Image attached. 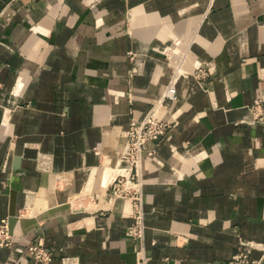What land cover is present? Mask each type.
Wrapping results in <instances>:
<instances>
[{"label": "crops", "instance_id": "0c3cea01", "mask_svg": "<svg viewBox=\"0 0 264 264\" xmlns=\"http://www.w3.org/2000/svg\"><path fill=\"white\" fill-rule=\"evenodd\" d=\"M257 99L264 0H0V264H36L38 239L50 264H236L241 240L264 264ZM153 107L175 124L143 155L138 239L104 172Z\"/></svg>", "mask_w": 264, "mask_h": 264}, {"label": "built area", "instance_id": "2783aa9c", "mask_svg": "<svg viewBox=\"0 0 264 264\" xmlns=\"http://www.w3.org/2000/svg\"><path fill=\"white\" fill-rule=\"evenodd\" d=\"M194 75L202 79L209 74L203 66L194 70ZM178 97L177 88L172 81L166 90L159 97L158 102L166 98L176 99ZM158 107L151 108L142 119H131L127 128L123 149L114 165L113 176L108 185L114 196L126 197L130 201L132 223L128 227V232L141 239L144 236V199L142 190V161L144 152L154 154L157 150V143L165 136L170 128L174 126L173 119H164L157 116ZM253 119L255 121L264 120V106L261 99H257L250 105ZM12 242V231L10 229L9 215L0 217V245L9 246ZM256 243L241 240L240 249L233 255L236 264L250 263L259 264V261L251 259L250 253ZM30 257L36 264H50L54 258V251L45 246L41 239L31 242L28 245ZM145 264V263H140Z\"/></svg>", "mask_w": 264, "mask_h": 264}, {"label": "water", "instance_id": "95a60500", "mask_svg": "<svg viewBox=\"0 0 264 264\" xmlns=\"http://www.w3.org/2000/svg\"><path fill=\"white\" fill-rule=\"evenodd\" d=\"M16 221H17L16 205H15V200L12 198L11 209L9 213V222H10L11 231L13 230Z\"/></svg>", "mask_w": 264, "mask_h": 264}, {"label": "bare ground", "instance_id": "6f19581e", "mask_svg": "<svg viewBox=\"0 0 264 264\" xmlns=\"http://www.w3.org/2000/svg\"><path fill=\"white\" fill-rule=\"evenodd\" d=\"M113 171H114V170L112 169L111 166L108 165V166L106 167L104 174H105V175H109V177H108V179H107V183H106V185L109 183L111 177L113 176Z\"/></svg>", "mask_w": 264, "mask_h": 264}, {"label": "rangeland", "instance_id": "374dc122", "mask_svg": "<svg viewBox=\"0 0 264 264\" xmlns=\"http://www.w3.org/2000/svg\"><path fill=\"white\" fill-rule=\"evenodd\" d=\"M203 79V78H202Z\"/></svg>", "mask_w": 264, "mask_h": 264}]
</instances>
